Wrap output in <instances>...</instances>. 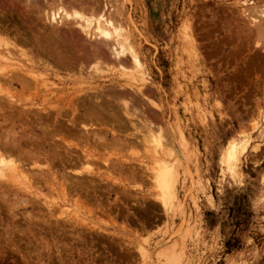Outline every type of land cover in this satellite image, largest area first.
Returning <instances> with one entry per match:
<instances>
[{
	"label": "rangeland",
	"instance_id": "obj_1",
	"mask_svg": "<svg viewBox=\"0 0 264 264\" xmlns=\"http://www.w3.org/2000/svg\"><path fill=\"white\" fill-rule=\"evenodd\" d=\"M111 1L140 66L65 69L35 54L40 23L0 14L1 38L35 43L9 71L23 50L42 76L0 80V154L24 171L0 176V264H264V0ZM125 83L151 130L83 119L97 100L123 116L96 89Z\"/></svg>",
	"mask_w": 264,
	"mask_h": 264
},
{
	"label": "bare ground",
	"instance_id": "obj_2",
	"mask_svg": "<svg viewBox=\"0 0 264 264\" xmlns=\"http://www.w3.org/2000/svg\"><path fill=\"white\" fill-rule=\"evenodd\" d=\"M109 1H111V0H109ZM109 3L113 4L112 1ZM250 9L247 7L245 9H243L242 13L245 16V19L248 18V20L251 21L250 23L256 24L257 22H254V20L256 21L257 19L254 18V15H253L254 13ZM3 10H7L9 17H11V18L18 17L17 18L18 20H24V21L35 20L36 23L41 24L40 29H38V30H40L41 35H36V34L32 35L33 40L38 45V48H37V51L35 54H38V55L40 53L45 54V56H47V58L53 59L54 63L57 66L64 67L65 69H73L74 67H76L78 65V67L82 70L85 66L86 61L91 62L92 60L93 61L95 60L94 62H92V63H94L93 67H96L100 70V68L103 67V65H104L103 68H106L105 66L109 64L108 62L103 61L106 58L108 59V61H110V63H112L114 65L116 64L117 67L118 66L123 67L124 64L128 63L127 59H129V58L131 59L133 64L140 66L139 60L137 59V57L134 55V53L131 50L130 38L126 35L124 28L119 24V20H118L119 14L116 11H115V13H113L114 9H112V13L110 14L111 16L108 17L106 15L107 4H106L105 0H3V1H0V14H1V16H4V14H5V12H3ZM263 10H264V8H263ZM261 12L264 13V11H261ZM257 24L255 26H258ZM256 28H258L257 31H259V33H260V34L258 33L259 36H261L262 34H263L262 36H264V24L262 26H258ZM1 32L3 34L8 35V32L5 31V29L3 30L0 28V36H1ZM14 39H12L13 40L12 42H10L9 40H7V42H6L5 41L6 39H3L0 37V48H4V49L6 48V50L4 52L0 51V80L3 81L6 79V81H7L6 83H8V81H9L10 86H12L10 83V81H11L13 85H21V87H23L24 89L27 87H30V90L32 88L35 89L34 87H31V86H34V84H38V82H40L38 77H42V76L38 75V77H37V75H35L36 61L33 60V56L32 55L30 56L29 52L27 53V51L25 52L22 50L21 53L24 56L28 57V60L26 59L27 66H24L26 70H18L17 71L18 66L17 67L14 66L16 69L13 68L15 70L10 72L9 70L12 69L11 66H13V64H11L9 62L12 59L10 60V58H8V56L10 57L13 55L11 54L9 49H7L11 46L15 49H16V47L17 48L19 47V49H21L20 46L17 45V42H20L21 44H25V45H29L32 43L35 44V43L28 38H21L20 40H18L16 38H14ZM44 39H49L51 41V43L54 44L53 47H55L54 51H55L56 55H53L51 53V50L47 48V43L45 45L41 43V41ZM33 53H34V51H33ZM4 59H5V61L8 62V64L5 63ZM40 59L41 58H38V60H40ZM45 61H46L45 63L50 67L49 61H47V60H45ZM42 62H43V60H42ZM104 62L108 63V64H104ZM14 63H15V61H14ZM40 63H41V61H40ZM28 64H30V65H28ZM41 64L44 65V62ZM99 65L101 67H99ZM88 66H89V64H88ZM18 68L20 69L21 65ZM23 68H21V69H23ZM88 69H89V67H88ZM77 71H79V70H77ZM80 72L81 71H79V73ZM20 73H22V74H20ZM23 73H24V75H23ZM1 77H3V78L1 79ZM8 79H12V80H8ZM143 79H145V78H143ZM43 80H41V81L42 82L46 81V80H44V81ZM5 86H7V84ZM129 87H131V86H129L128 83L127 84L125 83V84L119 85L118 88L116 87V88H111L108 90L104 89V90H100V91H99L100 88L96 89L99 96L100 95L102 96V95H105V93H108L109 95L106 96V98H108L109 100H112L114 103L113 105H115V104L122 105L123 106L122 107L123 116H119L115 112L111 113V112H109V110H106L105 107L111 106L110 103H107V102L103 103L102 102L101 104H98V102L100 100L99 101L97 100V104L95 103V106H97L99 110L92 109V111L90 113L86 114L85 117L83 116V119L86 118V120L90 121L91 119L95 118V120L99 121L100 124H103V123H107V118H109V119L116 121L119 125H125V121H127L128 123L130 122L131 125H133L132 127H134L135 129L140 127V128H142V130H146V132H147V130H151L153 128V125H152L153 123L150 120L151 118H149V115L147 114V112H143L145 109V106H144L145 104H148L149 105L148 107L154 106L153 100L150 99V96H149L150 93H146L145 89H144V91L143 90L138 91L134 88L131 89ZM101 89H103V88L101 87ZM4 91L5 90H3V92ZM5 93H6V91H5ZM46 98L48 99V97H46ZM85 98L87 99V97H85ZM151 100H152V102H151ZM90 103H92V102H90ZM105 105H107V106H105ZM50 109H53V108H50ZM110 109H112V108H110ZM134 119L137 120L140 125H137L136 123H134L133 122ZM75 120H76V117H75ZM75 120H69V122L73 126H76L77 123ZM98 126H100V125H98ZM85 127L88 129L87 126H85ZM5 128H7V127H5ZM136 130L138 131V129H136ZM45 133H47V132H45ZM83 133H84V131H83ZM136 135H138V134H136ZM234 152H236V149H235V146H232L231 147V153L234 154ZM10 155L7 152L0 154V176L3 175V177H4V174L6 176L7 173H11V175L13 174L12 179L15 178V180L19 181V180H21L20 178L23 176L24 171L23 170H22L23 172L21 170L19 171L20 168H18V166H20L21 164L18 165L19 163H16L15 159ZM22 167H23V164H22ZM169 170H170V168H169ZM8 176H9V174H8ZM8 178H10V177H8ZM16 178H18V179H16ZM22 178H24V177H22ZM14 183H16V182H14ZM81 183H83V182H81ZM29 184H31V183H29ZM162 184H163V182H162ZM88 186H90V185H88ZM165 188H166V186H165ZM26 189H27V186H26Z\"/></svg>",
	"mask_w": 264,
	"mask_h": 264
}]
</instances>
